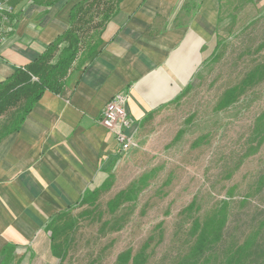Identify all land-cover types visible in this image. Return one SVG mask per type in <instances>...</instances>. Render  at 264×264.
Masks as SVG:
<instances>
[{
	"label": "crops",
	"instance_id": "0c3cea01",
	"mask_svg": "<svg viewBox=\"0 0 264 264\" xmlns=\"http://www.w3.org/2000/svg\"><path fill=\"white\" fill-rule=\"evenodd\" d=\"M81 0L30 5L0 44V80L34 61L69 26ZM219 0H123L100 53L60 95L46 92L18 133L0 142V264H26L46 244L45 226L111 177L121 156L101 124L105 104L127 93L141 127L177 101L219 31Z\"/></svg>",
	"mask_w": 264,
	"mask_h": 264
},
{
	"label": "rangeland",
	"instance_id": "374dc122",
	"mask_svg": "<svg viewBox=\"0 0 264 264\" xmlns=\"http://www.w3.org/2000/svg\"><path fill=\"white\" fill-rule=\"evenodd\" d=\"M219 2L215 42L179 99L138 125L136 147L119 157L96 204L68 212L76 226L65 260L53 258L47 239L24 263L116 264L124 251L135 255L148 245L146 264H176L190 246L187 229L195 216L204 221L225 205L218 254L264 221V142L253 138L264 82L218 108L223 93L264 62V0ZM132 188L135 200L110 212L108 201ZM192 202L197 209L181 215Z\"/></svg>",
	"mask_w": 264,
	"mask_h": 264
},
{
	"label": "trees",
	"instance_id": "16d2710c",
	"mask_svg": "<svg viewBox=\"0 0 264 264\" xmlns=\"http://www.w3.org/2000/svg\"><path fill=\"white\" fill-rule=\"evenodd\" d=\"M7 2L12 8L9 22L5 26L6 36L14 33L24 9L30 5L51 7L61 0H0ZM73 1V0H67ZM123 0H81L69 11V26L46 47L31 63L17 67L13 75L0 80V119L6 120L0 125V142L9 135L18 133L26 116L32 111L37 102L46 92L60 95L66 87L75 85L77 76L100 53L107 25L117 15ZM219 17L221 15L219 2ZM218 17V22H219ZM221 19V18H220ZM264 82V62L253 67L241 80L240 84L226 90L218 108H227L236 103L246 90ZM179 99V98H177ZM152 117V114L149 117ZM253 138L264 142V111L256 118L253 125ZM111 179V178H110ZM264 177L259 184L262 185ZM110 181L99 188L86 190L76 206L95 205L101 191H107ZM135 188L117 194L108 201V209L114 213L123 204L135 200ZM197 209L196 202H192L181 215L190 216ZM64 211L51 218L45 226L49 234L50 251L53 258L63 262L68 254L71 242V232L75 228V220ZM225 205L215 210L204 221L199 216L190 223L188 236L190 246L176 264H264V221L248 234L240 244L231 245L218 254V247L222 240L226 223ZM144 246L141 251L133 255L131 250L124 251L116 258V264H146ZM12 249L7 246L2 252L1 264L12 260Z\"/></svg>",
	"mask_w": 264,
	"mask_h": 264
},
{
	"label": "built area",
	"instance_id": "2783aa9c",
	"mask_svg": "<svg viewBox=\"0 0 264 264\" xmlns=\"http://www.w3.org/2000/svg\"><path fill=\"white\" fill-rule=\"evenodd\" d=\"M12 12L7 3L0 2V44L7 37L5 26ZM127 96L126 92L115 94L105 104L100 115V124L113 136L120 155H125L136 147L135 140L139 131L138 123L127 112Z\"/></svg>",
	"mask_w": 264,
	"mask_h": 264
}]
</instances>
